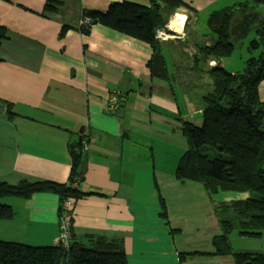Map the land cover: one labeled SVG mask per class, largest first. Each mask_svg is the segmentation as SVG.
<instances>
[{"label":"crops","instance_id":"crops-1","mask_svg":"<svg viewBox=\"0 0 264 264\" xmlns=\"http://www.w3.org/2000/svg\"><path fill=\"white\" fill-rule=\"evenodd\" d=\"M58 1L63 2L60 12L48 18L42 15L47 0H0V21L8 36L0 46V181L67 184L74 168L72 148L91 138L77 170L83 176L75 184L98 195L73 200L74 241L120 239L128 264H235L230 256L208 255L214 252L213 239L223 232L215 204L248 195L179 191L183 184L174 177L188 147L182 123L203 121L204 99L213 90V81L203 92L186 90L194 88L189 76L208 77L206 63L181 53L177 41H160L172 76L164 80L151 74L148 43L100 24L89 34L78 28L85 12L105 14L112 3L150 6L152 0ZM176 1L184 6L174 10L162 3V17L167 26L179 14L187 17L178 38L196 52L215 42L208 25L211 14L244 0ZM201 19H207V30H200ZM66 25L71 29L61 38ZM202 37L208 38L204 44ZM223 61L212 62L215 67ZM117 91V109L107 110ZM259 93L264 102V81ZM5 103L13 105L12 117ZM175 199L179 207L170 204ZM7 204L15 216L0 227L25 221L28 239L56 245L58 196L36 194ZM205 220L211 221L208 228ZM195 232L206 233L207 246L193 248ZM182 254L188 256L181 262Z\"/></svg>","mask_w":264,"mask_h":264},{"label":"trees","instance_id":"trees-1","mask_svg":"<svg viewBox=\"0 0 264 264\" xmlns=\"http://www.w3.org/2000/svg\"><path fill=\"white\" fill-rule=\"evenodd\" d=\"M164 2L174 10L184 6L176 0H152L150 6L112 3L105 14L85 12L78 28L89 34L92 26L100 24L148 43L153 49L149 62L151 74L169 80L172 76L168 63L161 42L156 38L159 29H167L161 14ZM62 6V1L47 0L42 15L49 18L60 12ZM259 7L264 9V0H244L211 14L208 25L215 42L205 46L197 60L208 63L230 58L236 50L233 27L245 15L258 13L261 16ZM252 26L256 38L249 43L248 50L252 54L244 72L233 73L220 64L209 68L213 90L204 99L203 125L183 121L182 133L188 147L175 171L178 181H197L211 197L220 193L248 195L246 199L215 204L223 232L213 239L214 252L208 255L230 256L235 264H264V254L235 252L230 240L237 228L244 237L260 238L264 234V102L259 93L264 81V18ZM70 29L64 26L60 37H65ZM168 32L171 34L170 30ZM7 38V29L0 21V46ZM255 51H258L257 56ZM5 104L9 116L15 115L13 105ZM80 149L81 143L72 148L74 168L67 184L24 181L10 185L0 181V220L11 221L15 216L14 208L3 203L6 199L29 200L36 194H53L59 197V215H62L67 201L98 195L76 187V180L83 176L77 171L81 163ZM161 207L166 217L167 207L162 198ZM218 208H223L229 219L222 218ZM187 256L182 254L181 262ZM0 264H128V258L122 240L100 236L91 237L86 243L71 238L69 248L57 244L36 247L0 240Z\"/></svg>","mask_w":264,"mask_h":264},{"label":"rangeland","instance_id":"rangeland-1","mask_svg":"<svg viewBox=\"0 0 264 264\" xmlns=\"http://www.w3.org/2000/svg\"><path fill=\"white\" fill-rule=\"evenodd\" d=\"M257 10H258V12L261 15V16L258 17V21L260 22L262 20V18H264V9L262 7H259ZM187 20L188 19H186V24H187ZM242 21H243V19L241 17V19L239 20L238 24H240ZM186 24H185V26H186ZM198 25H199V28H200L201 31H203L204 29L207 30L208 29V28H206L207 19H201L199 21ZM237 25H235V26H237ZM185 26H184V28H185ZM169 30H171L170 29V25L167 26V29H165V31L168 32ZM179 35L180 34L172 31L171 34L169 33L170 37L168 39L172 40V41H177V44L179 45V50H180L181 53L183 52V54L187 53L190 56H192V55L199 56L200 53H203V49L205 48V46H207V45H205V46L203 45V48L200 51L196 50V52H193L190 49L191 47L188 45V43H184V44L180 43L181 40H179V38H178ZM254 38H256L255 28H253V26H250V30L248 31L247 35L244 38L235 41L236 50H235L234 54H232V56L230 58L224 59V61L221 63V66L224 67L225 69H227L228 71L233 72V73H242V72H244L246 67H247V62L250 59L251 54H252L248 50L249 43ZM200 39H201V41L204 44V42H206L208 38L207 37H202ZM254 55L257 56L258 55V51H255ZM200 56H201V54H200ZM179 58L180 57L177 56V60H179ZM212 61L218 62L216 60H210L208 63H206V65H207V69H206L207 71L206 72H208L209 68L212 67V66H210V62H212ZM201 62L205 63L203 61H201ZM206 75H208V77H205V76H202V75L201 76H189L188 78L192 79V80H190V84L192 83L194 88L191 87L190 89H188L186 87V90L187 91H191L192 93H199L200 91L203 92L206 89H208V87H209L208 83H212L213 80H212V77H211V75L209 73H206ZM259 90H260V87H259ZM203 121H204V119H203ZM203 121L202 122L198 121V123L195 122V121H193V122L197 126H202L203 125ZM85 140H87V139L81 140V143H83V141H85ZM175 149H176V152L179 153L180 147L177 146V144L175 146ZM175 180L178 181L176 178H175ZM182 184H183L184 188H181L179 191H203L204 190V187L200 183H198L197 181H189L188 180V181H185ZM199 184L201 185L200 187H203V188H201V190L196 188L197 186H199ZM182 194L183 193H181L179 195H182ZM11 199H15V198L6 199V200L3 201V203L7 204V202H9ZM170 204H173V205L177 204L178 207L180 206V204L177 202V199L172 201ZM218 212H219V215L222 218L229 219V217H227V214L225 213L223 208H218ZM177 214H179L178 211H177ZM148 215H150V213H148ZM204 217L207 218L206 215H204ZM209 222H211V221L210 220H205L204 224L205 225L208 224V225L207 226H203V227H207L208 228L209 225H210ZM0 223H4V221L0 220ZM0 225H5V224H0ZM71 227H73V223L72 222H71ZM239 231L240 230L237 228L230 235L231 245H232V248H233V250L235 252L244 253L245 251L250 250V252H255V254H264V234L260 238H250V237L241 236L239 234ZM31 233L32 232H30V234ZM71 234H72V232H71ZM193 236H194V238H193V248H196V247L203 248L204 246H207V237H206L207 235H206V233L195 232ZM71 238H72V236H70V239ZM0 240L5 241V242H16V243L26 244V245L36 246V247L45 246V245H38V243L36 241H33L34 238L32 236L28 239L27 222H25V221L24 222L23 221L16 222V223L12 224L9 227H7V226H5V227L3 226L2 227L1 226L0 227ZM59 246H62L63 248H69V245L68 246L59 245Z\"/></svg>","mask_w":264,"mask_h":264},{"label":"built area","instance_id":"built-area-1","mask_svg":"<svg viewBox=\"0 0 264 264\" xmlns=\"http://www.w3.org/2000/svg\"><path fill=\"white\" fill-rule=\"evenodd\" d=\"M172 32V30H170ZM156 37L157 39H159L160 41H167L169 40L168 38L169 33L165 31V29H159L156 33ZM214 62H210V66H214ZM121 99V94L120 92H114L111 94L110 99H109V103L107 104L106 108L107 110H111L114 111L117 109V106L119 105V101ZM91 138H87V140L83 141V143H81V153L87 152L89 149V145L91 143ZM73 204V200L67 201L64 204V208H65V213H63L62 215H59V224L61 226V232L59 237L56 239V244L57 245H66L68 246L70 244V236H71V216L69 215V211L71 210Z\"/></svg>","mask_w":264,"mask_h":264},{"label":"water","instance_id":"water-1","mask_svg":"<svg viewBox=\"0 0 264 264\" xmlns=\"http://www.w3.org/2000/svg\"><path fill=\"white\" fill-rule=\"evenodd\" d=\"M258 17V13L245 15L243 21L232 29V35L235 37V40L244 38L250 30V26L255 23Z\"/></svg>","mask_w":264,"mask_h":264},{"label":"bare ground","instance_id":"bare-ground-1","mask_svg":"<svg viewBox=\"0 0 264 264\" xmlns=\"http://www.w3.org/2000/svg\"><path fill=\"white\" fill-rule=\"evenodd\" d=\"M186 19L187 17H185L184 15H177L171 22L170 24V29L176 33H180L182 32V30L184 29V26L186 24Z\"/></svg>","mask_w":264,"mask_h":264},{"label":"flooded vegetation","instance_id":"flooded-vegetation-1","mask_svg":"<svg viewBox=\"0 0 264 264\" xmlns=\"http://www.w3.org/2000/svg\"><path fill=\"white\" fill-rule=\"evenodd\" d=\"M256 22H259V21H258V19H257V21H255V23H256ZM255 23H254V24H252V25H255ZM252 25H251V26H252Z\"/></svg>","mask_w":264,"mask_h":264}]
</instances>
